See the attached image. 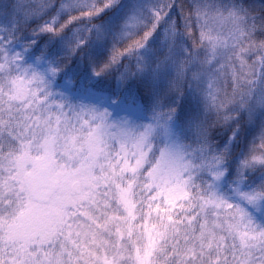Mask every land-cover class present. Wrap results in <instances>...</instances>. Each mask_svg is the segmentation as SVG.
Instances as JSON below:
<instances>
[{
  "label": "clouds",
  "instance_id": "9594fccd",
  "mask_svg": "<svg viewBox=\"0 0 264 264\" xmlns=\"http://www.w3.org/2000/svg\"><path fill=\"white\" fill-rule=\"evenodd\" d=\"M258 192L264 0H0V264H264Z\"/></svg>",
  "mask_w": 264,
  "mask_h": 264
},
{
  "label": "snow or ice",
  "instance_id": "6c2138e0",
  "mask_svg": "<svg viewBox=\"0 0 264 264\" xmlns=\"http://www.w3.org/2000/svg\"><path fill=\"white\" fill-rule=\"evenodd\" d=\"M244 195L247 196L248 194L245 193ZM260 198H264V192H258L255 194V196L249 197V199H260ZM106 264H111V262H106ZM141 264H144L143 258H142Z\"/></svg>",
  "mask_w": 264,
  "mask_h": 264
}]
</instances>
